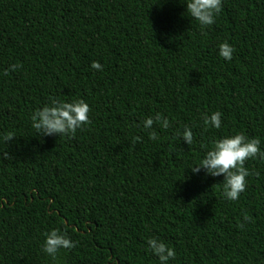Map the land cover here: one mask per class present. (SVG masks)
<instances>
[{"label": "trees", "instance_id": "obj_1", "mask_svg": "<svg viewBox=\"0 0 264 264\" xmlns=\"http://www.w3.org/2000/svg\"><path fill=\"white\" fill-rule=\"evenodd\" d=\"M184 12L183 0H0V134H14L0 145V264H158L150 236L173 247L169 264H264V162H244L237 201L222 175L188 169L237 132L264 151V0H221L203 30ZM73 98L87 124L35 133L34 109ZM212 111L219 129L201 123ZM154 112L171 127L149 140ZM185 125L191 145L175 136ZM51 229L75 241L55 261L41 251Z\"/></svg>", "mask_w": 264, "mask_h": 264}, {"label": "clouds", "instance_id": "obj_2", "mask_svg": "<svg viewBox=\"0 0 264 264\" xmlns=\"http://www.w3.org/2000/svg\"><path fill=\"white\" fill-rule=\"evenodd\" d=\"M185 5V15L194 20L203 30L211 26L221 10V0H183ZM234 52L233 47L227 42L217 45V56L224 61H229ZM11 65L10 68H14ZM90 68L96 71L102 69V65L93 61ZM222 113L212 111L201 115L200 120L205 128L219 129L222 127ZM89 120V106L81 99L73 98L68 101H57L51 99L49 103L34 109L30 115L31 128L36 134L42 136H66L70 137L87 124ZM156 125L161 130L171 127L168 117L160 112H154L145 117L141 122V127L147 132L149 140H155L157 133L153 128ZM12 132L0 134V145H7L13 138ZM175 136L186 145L193 143L192 130L185 125L175 130ZM260 140L248 138L237 132L232 135L222 136L214 140L203 156L196 160L190 171L193 174L204 171L205 175L223 177L221 182L222 198L227 201H237L246 187V178L251 175L249 169L244 167V162L248 159H259L264 162V151L259 147ZM5 159L8 153L0 152ZM246 222L248 217L244 216ZM243 228V223L239 225ZM75 246V241L69 239L65 232L58 229H51L44 234L41 243V251L50 260L55 261L61 250L71 249ZM147 250L154 256L158 264H169L175 258L173 247L167 245L156 236L146 238Z\"/></svg>", "mask_w": 264, "mask_h": 264}]
</instances>
